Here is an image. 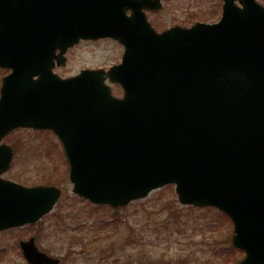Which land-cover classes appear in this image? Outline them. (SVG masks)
Returning <instances> with one entry per match:
<instances>
[{
	"label": "water",
	"instance_id": "95a60500",
	"mask_svg": "<svg viewBox=\"0 0 264 264\" xmlns=\"http://www.w3.org/2000/svg\"><path fill=\"white\" fill-rule=\"evenodd\" d=\"M66 1L78 12L72 21L0 15V67L11 69L0 90V141L19 127L52 130L74 191L97 204L125 206L175 184L180 203L231 218L232 245L245 253L238 264H264V9L224 0L218 23L158 34L142 9L160 10V0H92L87 11L84 0ZM99 37L124 45L120 66L52 74L68 47ZM108 76L124 87L122 99L110 95ZM11 159L0 145V175ZM59 196L0 177V231L35 222ZM21 248L28 264L59 263L33 240Z\"/></svg>",
	"mask_w": 264,
	"mask_h": 264
},
{
	"label": "rangeland",
	"instance_id": "374dc122",
	"mask_svg": "<svg viewBox=\"0 0 264 264\" xmlns=\"http://www.w3.org/2000/svg\"><path fill=\"white\" fill-rule=\"evenodd\" d=\"M161 1L162 10L147 15L158 31L197 21L213 23L220 16L219 0ZM120 48L110 40L80 43L54 71L70 77L85 67L109 68L119 59ZM7 73L0 69V78ZM112 93L122 95L117 86ZM4 142L14 145L15 152L3 178L24 186L54 185L61 197L35 225L0 233V264H26L17 242L31 236L41 250L63 258L61 264H234L243 258L231 250V222L213 208L180 205L174 185L117 210L91 206L73 193L68 165L53 134L19 129Z\"/></svg>",
	"mask_w": 264,
	"mask_h": 264
},
{
	"label": "flooded vegetation",
	"instance_id": "af4514ba",
	"mask_svg": "<svg viewBox=\"0 0 264 264\" xmlns=\"http://www.w3.org/2000/svg\"><path fill=\"white\" fill-rule=\"evenodd\" d=\"M15 0H0V2L2 3V5H5L7 7V9L9 10H14L12 4Z\"/></svg>",
	"mask_w": 264,
	"mask_h": 264
}]
</instances>
